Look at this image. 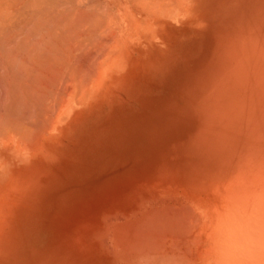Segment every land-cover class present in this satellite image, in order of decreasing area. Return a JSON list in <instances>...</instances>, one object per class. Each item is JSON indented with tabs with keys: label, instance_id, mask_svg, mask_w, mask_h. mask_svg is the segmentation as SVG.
Wrapping results in <instances>:
<instances>
[{
	"label": "rangeland",
	"instance_id": "374dc122",
	"mask_svg": "<svg viewBox=\"0 0 264 264\" xmlns=\"http://www.w3.org/2000/svg\"><path fill=\"white\" fill-rule=\"evenodd\" d=\"M185 9L159 22L155 39L132 43L97 103L5 166L0 264H122L104 228L125 221L144 188L149 204L179 205L173 189L190 179L225 184L243 166H264V0Z\"/></svg>",
	"mask_w": 264,
	"mask_h": 264
},
{
	"label": "bare ground",
	"instance_id": "6f19581e",
	"mask_svg": "<svg viewBox=\"0 0 264 264\" xmlns=\"http://www.w3.org/2000/svg\"><path fill=\"white\" fill-rule=\"evenodd\" d=\"M187 1L0 0V176L104 96L132 43L155 39ZM211 177L173 189L179 205L135 195L126 220L104 228L122 264H264V166Z\"/></svg>",
	"mask_w": 264,
	"mask_h": 264
}]
</instances>
